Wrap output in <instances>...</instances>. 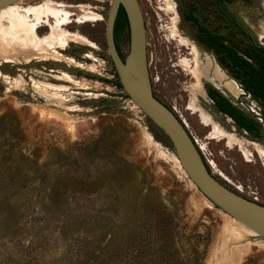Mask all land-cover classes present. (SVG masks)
Here are the masks:
<instances>
[{
    "label": "rangeland",
    "instance_id": "obj_1",
    "mask_svg": "<svg viewBox=\"0 0 264 264\" xmlns=\"http://www.w3.org/2000/svg\"><path fill=\"white\" fill-rule=\"evenodd\" d=\"M139 1L155 94L185 121L214 174L264 205V155L253 144L264 147V126L255 135L237 127L208 95L217 86L207 79L203 100L194 95L195 50L231 78L213 52L194 44L177 13L192 2L206 12V5ZM41 2L62 13L38 19L36 35H49L59 21L73 36L37 59L0 58V264H264L262 238L223 249L235 219L199 192L164 135L118 85L105 43L107 0H25ZM224 3L264 45V0ZM85 6L96 15L82 16ZM238 33L237 43L248 41ZM121 49L126 57L128 34ZM237 85V95L218 88L248 115H260L261 105ZM230 250L241 254L235 263L221 257Z\"/></svg>",
    "mask_w": 264,
    "mask_h": 264
},
{
    "label": "water",
    "instance_id": "obj_2",
    "mask_svg": "<svg viewBox=\"0 0 264 264\" xmlns=\"http://www.w3.org/2000/svg\"><path fill=\"white\" fill-rule=\"evenodd\" d=\"M20 1L0 0V10ZM120 7L127 14L130 28L126 57L119 52L114 34ZM105 19L108 56L125 94L164 135L168 150L178 158L199 192L214 206L255 232L259 239H264V205L243 196L214 174L184 120L155 94L149 71L147 26L140 1L111 0ZM213 118L217 122L220 120L214 114Z\"/></svg>",
    "mask_w": 264,
    "mask_h": 264
},
{
    "label": "bare ground",
    "instance_id": "obj_3",
    "mask_svg": "<svg viewBox=\"0 0 264 264\" xmlns=\"http://www.w3.org/2000/svg\"><path fill=\"white\" fill-rule=\"evenodd\" d=\"M82 12H83L81 14L82 16L89 15V14H92V15L95 14L96 15L97 9L95 7H92V6H87V7L85 6L82 8ZM61 13H62V11L60 9L52 7L49 4V2H41L39 4L34 5V4H26L25 0H22L18 3H15L11 6H8L4 9L0 10V34H1V37H0V58L10 59L12 56L13 57L14 56H25L29 59H37V58L43 57L45 50L52 49L54 47H58L62 41H64L65 39L71 38V36H73V34L67 32L63 27H61V23L59 21L57 22V25L52 28L51 33L50 34L48 33L49 35H47L45 37H39L35 33V29L37 28V24L35 22H37L38 19H40L44 16H50L52 18H59ZM5 22H9L10 27H6L4 25ZM175 29L177 30V28H175ZM262 35H264V33ZM79 38H81L82 40H86L83 37H79ZM194 55H195V59H194L195 66L193 68L192 74H193V77L196 81L195 89H194V91H195L194 95H195L196 99L198 96L197 101L199 99L203 100V98H204V91L202 88L204 79H207V80L213 82L217 87H223L224 89L228 90L230 93H232L234 95L238 94V88H237L238 85L234 81H232L230 78H228L227 75L222 72L220 67L215 65L214 61H212L202 51L200 52V51L195 50ZM183 63H184V60H183ZM184 68H185V66H184ZM194 101H196V100H194ZM194 101L192 102V104L194 103ZM194 110H196V109H194ZM201 111H202L203 115L206 118H208V120H211V121H209V122H211V124L213 123L214 126L216 125V127L218 128L220 133L227 135L231 139L234 137L232 135L233 133H229V132L224 131L219 126L218 122L215 121L205 109L201 108ZM227 136H226V138H227ZM237 141H238V139H237ZM197 144H198V141H197ZM253 144H255V146L258 148V150L264 155V147L262 148L257 143H253ZM198 146H199V144H198ZM199 150H200V146H199ZM172 157H174V159H175L173 161H176L175 163H177V165H179V167L181 168L182 166H181L178 158L176 156H172ZM208 166H209V164H208ZM232 221L235 224L234 225L235 230L234 231L230 230L228 232V235L224 239L223 249H224V247L227 246L228 242L233 241V240L241 242V241H244L247 238V236H249V237L252 236V237L259 239L258 235L255 232L249 230L248 228L244 227L242 224H240L239 222H237L235 220H232ZM252 237H250V238H252ZM255 238H253V239H255ZM248 242L246 241L245 243L248 244ZM250 244H252V243L250 242ZM249 246H251V245H249ZM234 250H235V248H234ZM221 257H223L227 261L235 263L236 261H238L240 259L241 254H240V252L234 253V252H232V250H230L228 254L226 253V254L222 255Z\"/></svg>",
    "mask_w": 264,
    "mask_h": 264
},
{
    "label": "flooded vegetation",
    "instance_id": "obj_4",
    "mask_svg": "<svg viewBox=\"0 0 264 264\" xmlns=\"http://www.w3.org/2000/svg\"><path fill=\"white\" fill-rule=\"evenodd\" d=\"M230 1L233 2L234 0H227V2H230ZM107 2L109 3V7H110L111 0H107ZM202 3L206 5V10H207L206 12H205V9L201 7V5L195 4L193 2L190 3L186 7L181 6L178 11L176 10L177 13L180 15L181 22H184L185 24H187L188 28L194 31L196 42H197L194 44L201 49L202 47H204L207 50L213 52L214 56H216L217 60L219 61L221 68H224V70L227 71L228 75L232 78V80L234 79L235 82L240 85L245 95L253 98L251 94H248L245 91V89L243 88V85L240 84V81L242 80L240 75L235 70H233V68L230 69L229 67H226V65L222 62V59H221L222 54H217L215 48L214 47L211 48L210 46L211 44L212 45L219 44L221 46L222 45L227 46L228 51H231L233 54L236 51H238L239 54H245L246 52L250 50L252 46V42L256 39L252 37L248 29L239 20L236 19L233 12L230 11V8L227 7L226 4L224 3V0H202ZM107 12H104L102 15L104 17L103 22L105 24H106L105 17L107 15ZM220 24H222V27L219 26ZM178 26H179V23H178ZM104 30H105V26H104ZM238 32H241L243 35L247 36L248 41L245 42L244 40L241 39V42L237 43L236 38L238 37V34H239ZM114 34H115V41H116L117 48L119 52L121 53V55L123 56L122 49H121V43H122V40L125 34H128L129 47H130L129 22H128L127 14L123 7H120L119 9V13H118L116 24H115ZM147 37H148V30H147ZM105 43H106V40H105ZM149 45L150 43L148 41V47ZM259 45L264 47V45L261 43H259ZM148 59H149V71H150V67L153 65V58L150 59L149 50H148ZM150 77L153 82L151 71H150ZM213 90H216L220 94H223L225 97L227 96L221 90H219L218 87L211 86L208 89V95L214 101L219 111H221L217 102L215 101V99H213L211 95ZM217 97H220V96H217ZM227 98L232 102V104L237 106L229 97ZM261 107H262V110H261L262 112L260 115L255 114V116L253 117L249 115L250 118L254 120V122H257V124L255 125V129H252L251 131H249V133L252 135L259 134L261 128L264 126V107L263 106Z\"/></svg>",
    "mask_w": 264,
    "mask_h": 264
},
{
    "label": "trees",
    "instance_id": "obj_5",
    "mask_svg": "<svg viewBox=\"0 0 264 264\" xmlns=\"http://www.w3.org/2000/svg\"><path fill=\"white\" fill-rule=\"evenodd\" d=\"M210 47H214L217 54H222V62L240 75L242 78L240 84L243 85L245 91L264 107V47L260 46L256 40L252 42L250 50L245 54H239L238 51L233 54L228 51L227 46L219 44H211ZM118 85L121 87L120 84ZM211 95L220 110L232 118L237 127L248 132L255 129L257 122H254L247 113L232 104L227 97L216 90H213Z\"/></svg>",
    "mask_w": 264,
    "mask_h": 264
},
{
    "label": "built area",
    "instance_id": "obj_6",
    "mask_svg": "<svg viewBox=\"0 0 264 264\" xmlns=\"http://www.w3.org/2000/svg\"><path fill=\"white\" fill-rule=\"evenodd\" d=\"M198 145V144H197Z\"/></svg>",
    "mask_w": 264,
    "mask_h": 264
}]
</instances>
